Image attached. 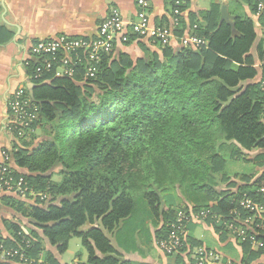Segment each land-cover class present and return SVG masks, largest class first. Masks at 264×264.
<instances>
[{
	"label": "trees",
	"instance_id": "trees-1",
	"mask_svg": "<svg viewBox=\"0 0 264 264\" xmlns=\"http://www.w3.org/2000/svg\"><path fill=\"white\" fill-rule=\"evenodd\" d=\"M246 1L255 13L256 1ZM175 2L168 3L171 20L173 10L183 14L186 9L182 1ZM218 19L215 5L189 15L190 36L203 43L197 48L182 42L173 48L172 41L162 46L125 32L128 42L139 40L142 57L114 55L113 43L110 53L88 66L86 53L78 52L80 63L72 77H57L52 71L35 79L40 60L27 59L32 98L27 89L25 94L36 113L31 130L49 124L53 134L32 151L22 144L25 148L14 153L15 165L28 172L12 170V176L23 179L26 192L24 197L8 193L2 200L35 231L25 235L17 224L6 223L11 234L4 239L7 247L23 248L34 264H59L43 241L62 255L70 239L78 238L87 253L86 261L78 264H130L119 260L105 233L118 231L122 224L127 230L143 215L161 223L155 233L159 247L170 240L179 211L190 209L206 214L204 225L221 242L227 240L225 225L239 201L264 185V170H256L252 183L241 174L230 177L226 170L227 161L246 160L238 146L247 151L264 148V43L257 67L248 55L254 40L250 19L237 16L235 34ZM260 22L264 28V17ZM154 25L171 26L165 18ZM183 26L181 16L175 37L183 36ZM12 36L0 26V46ZM90 66L92 76L86 75ZM256 161H264V155ZM45 166L50 172L61 167L60 183L43 175ZM234 178L245 184L236 186ZM171 191L187 201L167 205L163 194ZM86 225L90 228L82 230ZM193 227L187 242L209 248L193 238ZM243 251L249 253L247 245ZM180 253L166 256L182 264ZM262 255L264 249L250 253L246 262Z\"/></svg>",
	"mask_w": 264,
	"mask_h": 264
},
{
	"label": "crops",
	"instance_id": "crops-1",
	"mask_svg": "<svg viewBox=\"0 0 264 264\" xmlns=\"http://www.w3.org/2000/svg\"><path fill=\"white\" fill-rule=\"evenodd\" d=\"M170 1L172 0H147L148 15L153 25L164 18L170 25L172 24L168 4ZM180 1L186 7L185 12L182 14L184 23L182 38H187L191 35L189 15L197 16L200 12L209 11L214 5L219 8L218 24L229 26L225 22H220L221 8L223 6L226 7L227 14L232 18L233 24V27H229L233 29L234 34V24L237 16L250 19L254 40L248 55L256 61L257 67H260L261 62L258 58L259 51H261V46L264 43V28L261 26L260 17L255 15V13H251L246 0ZM112 11L117 12L124 22L125 29L123 31L131 33L130 25L134 22L137 13L135 0H0V26L7 28L13 34L9 43L0 46V166L5 163V157H8L7 164L11 170L16 174L23 175L27 173L25 168L18 167L14 163V153L18 151V148L22 147L21 144L23 143L22 140L16 139L10 131V114L7 105L15 90L22 87L27 89L25 63L29 59V49L33 42L60 36L94 38L98 33L99 25ZM200 25L204 24L200 23ZM127 37L123 32L115 36L114 55L125 53L132 59L142 57L144 52L138 44L139 40L128 42ZM180 43L181 39L176 37L171 45L173 48H177ZM256 80H260V74L256 77ZM238 148L246 156V160L237 162L229 160L227 164L237 163L251 168L250 174H244V176L249 177L250 183H252L258 176L256 170L261 172L264 168V161H256V157L264 155V148L250 151L244 150L240 146ZM228 173H230V177L234 176V174H240L229 171ZM232 183L239 187L245 184V181L234 178ZM230 188L235 190L236 187L230 186ZM225 190L230 189L225 187ZM174 194L180 198V204L187 201L178 191ZM6 196L9 197L8 193L0 190V238H11L10 230L6 227V223L9 222L17 224L23 233L28 234V232L35 231L27 220L20 218L6 205L2 200ZM144 219L142 222H132L134 226L127 230L123 231L124 224H122L118 231L105 233L119 260L130 264H174V260L164 255L156 245L155 233L161 227V223L154 222L150 218ZM197 227H201L202 232L205 234L197 237ZM197 227H193V238L205 241L209 237L210 241L205 243L214 244L215 246L211 247L222 254L224 253L226 258L230 259L228 261L231 264H264V255L259 256L251 263H247L248 253L235 247L230 242V238H227L226 243L219 247L217 243L221 242L215 231L208 226ZM89 228L90 226L86 225L82 230L85 231ZM37 233L40 235L39 232ZM43 246L59 264H67L62 261V256L68 249L64 254L58 255L46 240L43 241ZM76 259L71 264L83 263L87 257L84 259L81 254ZM182 264H187L183 258Z\"/></svg>",
	"mask_w": 264,
	"mask_h": 264
},
{
	"label": "built area",
	"instance_id": "built-area-1",
	"mask_svg": "<svg viewBox=\"0 0 264 264\" xmlns=\"http://www.w3.org/2000/svg\"><path fill=\"white\" fill-rule=\"evenodd\" d=\"M175 1V4L178 5L179 0ZM255 1V15L264 17V0ZM135 2L137 13L134 22L130 25L134 34L144 39H151L153 43L158 42L162 46L168 45L176 38L173 30L179 25V18L182 16L179 10H173L172 24L169 28L156 27L151 23L148 15L147 0H135ZM124 29V22L117 12L112 11L99 25L98 33L94 38L60 36L35 41L29 49V58L40 60L34 78L38 79L43 73L52 71L57 77H72L76 63H80L78 52L86 53L88 66L97 63L101 54L112 51L115 36L122 32L125 34ZM180 39L183 46L197 48L203 44L192 36ZM60 54L65 56L60 57ZM71 54L74 55V58L70 57ZM55 64L58 66L55 67ZM26 65L27 63H25ZM57 69H60L61 72H57ZM93 71L91 66L87 67L86 75L92 76ZM26 82L29 83L27 75ZM260 87L264 92V82L260 83ZM25 90V87L15 90L7 105L10 114V131L18 140H23L26 134L31 131L32 121L36 117L35 111L31 110ZM8 160V157H5V163L0 166V190L24 197L26 189L23 188V179L14 180L12 170L7 164ZM39 197L43 199L42 196ZM231 215L232 220L227 221V225H225L229 235L232 234L231 239L239 245L242 244L241 242L246 243L249 252H258L264 249V185L255 190L253 197L242 198L239 201L237 212L234 211ZM206 217V214L198 215L191 209L186 213L179 211L177 225H173L175 230L171 232L170 240L159 242L158 248L165 255L180 253L182 249H185L180 254L185 255L188 264H221L224 256L214 249L205 246L187 249L185 222L191 219L195 220V223L200 222L198 224H201ZM25 235L27 234L25 233ZM28 247L29 242L27 241L25 248ZM228 260L227 262L231 264ZM0 264H34V262L27 259L26 251L23 248H9L5 245V240L0 238Z\"/></svg>",
	"mask_w": 264,
	"mask_h": 264
},
{
	"label": "rangeland",
	"instance_id": "rangeland-1",
	"mask_svg": "<svg viewBox=\"0 0 264 264\" xmlns=\"http://www.w3.org/2000/svg\"><path fill=\"white\" fill-rule=\"evenodd\" d=\"M57 72H61L60 69H57L56 70ZM31 110L32 111H35V109L33 107H31ZM51 126L49 124H41V125H38L36 127L35 130H31L29 131L25 138H23L22 140V143L23 144H26V148L29 149L30 151H32L33 147L35 145H38L39 143L42 142V140L46 139V138H50V135L53 134V132L51 131ZM21 148H18V149H24L25 147L21 144ZM47 158V157H46ZM48 159V158H47ZM48 163H50V160L48 159ZM48 168V166H45V170ZM61 170V167L60 166H56L54 167L53 171H46L43 175H50V180L52 181V183H60L61 181V177L59 175V172ZM226 170L229 171V172H232V173H240V174H246V175H249L250 172H251V168H247V165H242V164H237V163H233V164H226ZM28 172V171H27ZM175 191L174 192H166L163 194V200H165L167 202V205H171V206H176L179 203L180 201V198H178L175 194ZM180 212L182 213H186V211H181ZM142 220H140L141 222L143 221V218L144 216L142 215L140 217ZM200 223V222H198ZM198 223H195V220H191V219H188V221L185 222V229H186V245H187V249H191V248H194V247H197V246H191V244H189L187 242V238L189 236V233H190V230H191V227L194 226V227H197V226H200L198 225ZM202 226H205L204 225V221H203V225ZM193 230V229H192ZM205 233L202 232L201 230V227H197L196 229V236L197 237H200V235H204ZM219 237V236H218ZM232 237V234L228 236V238H230V242L237 248L243 250V246L246 244V243H243L241 242L242 244H238L236 243L235 241H233L231 239ZM207 241H210V238L208 237L204 242H207ZM221 242V241H220ZM226 242H221V243H217V245L220 247L222 246L223 244H225ZM207 244V243H206ZM209 248L210 249H214L213 247L211 246H215L214 244H210L208 243ZM207 247V246H205ZM218 247V248H219ZM216 251H218L217 249H215ZM220 252V251H218ZM221 253V252H220ZM250 253H255V252H249L248 255H250ZM77 254L80 256L81 254L83 255V258L85 259L87 257V253L85 251V249L82 247L81 245V241L80 239L78 238H71L69 243H68V251L62 256V261L64 263H67V264H71L72 262H74V260L77 258ZM78 256V257H79ZM185 255L184 254H181V258L184 259V261L188 264L187 260L185 259L184 257ZM223 262L221 264H229L227 261L225 262V260H228V258H226V256L224 255L223 253ZM83 259V261H84ZM77 260V259H76ZM230 260V259H229Z\"/></svg>",
	"mask_w": 264,
	"mask_h": 264
},
{
	"label": "water",
	"instance_id": "water-1",
	"mask_svg": "<svg viewBox=\"0 0 264 264\" xmlns=\"http://www.w3.org/2000/svg\"><path fill=\"white\" fill-rule=\"evenodd\" d=\"M220 22L221 23L222 22H225L229 26L233 27L232 18L228 16L225 6H223L221 8V18H220ZM26 87H27V90L29 91V95L31 97V89H32V86L29 83H27V86Z\"/></svg>",
	"mask_w": 264,
	"mask_h": 264
}]
</instances>
